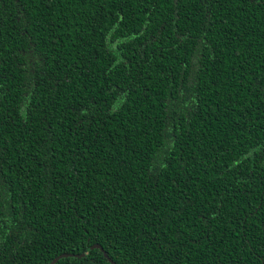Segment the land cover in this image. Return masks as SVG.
<instances>
[{
    "label": "trees",
    "instance_id": "obj_1",
    "mask_svg": "<svg viewBox=\"0 0 264 264\" xmlns=\"http://www.w3.org/2000/svg\"><path fill=\"white\" fill-rule=\"evenodd\" d=\"M264 264V0H0V264Z\"/></svg>",
    "mask_w": 264,
    "mask_h": 264
},
{
    "label": "water",
    "instance_id": "obj_2",
    "mask_svg": "<svg viewBox=\"0 0 264 264\" xmlns=\"http://www.w3.org/2000/svg\"><path fill=\"white\" fill-rule=\"evenodd\" d=\"M94 248H97V249H100L101 251H103L105 257L110 261V263H112V264H116V263H115V262L109 257L108 253L105 252V250L103 249V247H102L101 245H94V246L92 247V249H94ZM67 257H73V255L63 254V255L57 257V258H56L52 263H50V264H57L61 259H63V258H67Z\"/></svg>",
    "mask_w": 264,
    "mask_h": 264
}]
</instances>
